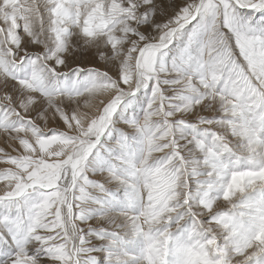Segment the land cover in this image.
Wrapping results in <instances>:
<instances>
[{"label":"snow or ice","instance_id":"1","mask_svg":"<svg viewBox=\"0 0 264 264\" xmlns=\"http://www.w3.org/2000/svg\"><path fill=\"white\" fill-rule=\"evenodd\" d=\"M0 264H264V0H0Z\"/></svg>","mask_w":264,"mask_h":264}]
</instances>
